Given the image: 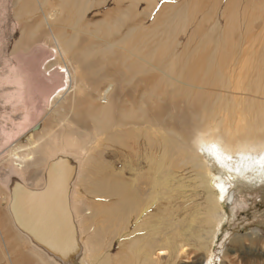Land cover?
<instances>
[{
    "label": "bare ground",
    "instance_id": "1",
    "mask_svg": "<svg viewBox=\"0 0 264 264\" xmlns=\"http://www.w3.org/2000/svg\"><path fill=\"white\" fill-rule=\"evenodd\" d=\"M236 1L224 2L225 5L228 3L229 6L227 5L226 10L229 9L230 13L225 11L220 14L224 27L221 31L223 33H220L217 41L210 33L216 22L207 26L206 15L205 18L201 17V22L199 21L195 30L192 29V33L191 30L188 31V34L189 32L192 34H190L191 38L199 36V41L192 50L193 53L186 48L190 44L186 40L182 44L174 42L176 46L171 47L172 50L168 49L166 53L164 52L163 57L160 54L158 58H154V52L157 49L154 46L159 41L153 43L150 39L152 35L149 36L150 38L146 35L152 32L159 36L161 32L162 34L167 32L170 17H167L162 10L147 27L135 18L136 15H132L131 19L127 17V20L120 24H124L122 32L117 34L116 31V34L110 35L111 33H107L110 32L108 30L114 31L117 26H120L109 24L119 16L121 7L119 8L118 3H115L114 9L102 11L101 16H98L99 10L92 21H87L82 16L80 20L74 21L71 15L68 17L69 14L68 18H59L60 11L48 12L46 6L41 5L42 21L40 20L41 25L37 28V31L40 30L39 34L36 33L37 35L32 36L28 33L24 34V32V35L22 34L20 37L18 46L27 45L29 47L33 40H44L51 47H56L60 56L63 57V54L66 53V56L69 55L68 63L72 70L70 69L71 73L67 74L72 82L70 89L73 92L69 98L65 99L70 103L59 107L62 115L57 114L61 117L62 123L66 121V124L55 128L54 122H46L44 126L49 128V134L43 143L39 147L34 146L31 152L23 155V158L18 157V160L22 164L30 160L33 161V158H37L38 153H42L43 149L56 158L57 156L67 157L75 165L76 182L79 183L84 194L86 193L92 199L90 204L86 203L89 205L86 209V205H83L85 208H82V205L79 206L76 202L72 204L69 196L73 231L77 239L80 227L76 221L84 210L90 212L89 217L85 216L87 217L85 222L90 221V224L88 223L85 227L84 221H82L86 246L79 244L81 255L78 264H82L83 261V247L90 252L94 264H175L183 254L187 253H185V244L187 245L191 239L202 240V223L196 218L187 220L189 215L191 217L193 214V210H189L192 207L187 208L189 213L183 216L184 206L189 201L183 199L182 191L185 188L183 179L185 178L175 175L176 171L181 172L183 169H189L195 173V176H202L197 170L199 165L192 160L188 151L183 150L189 132L195 134L197 138V134L203 133L197 130L198 128L191 131L190 120L197 114V118L201 120L207 130L221 128L223 130L221 134H224L227 140L233 144L244 140L245 135L241 134L246 132L243 124L246 122L245 118L248 116L251 118L262 117L264 113V89L261 90L264 84V47L262 46L263 49H260L263 45L260 36L252 34L254 26L248 28L249 31L245 36L236 39L238 42H243L239 48L240 51H237L236 46L232 45L231 50L224 49L222 52L219 50V56H216V52L219 51L214 50L212 54L215 56H211L213 50L210 48L211 43H219L220 39L223 42V39L226 38V26L233 22L232 8L237 3ZM192 2L195 3V8H197V2L200 6L207 7L211 4L210 7H212V3L207 0H192L193 7ZM245 2L246 0H243V3ZM94 4H98V0ZM69 5L71 6V3ZM64 8L66 7L64 6ZM100 8L102 7L96 9ZM210 9L212 10L213 7ZM129 13L132 14V12ZM211 14V19H216L217 15L214 12ZM227 18H230L228 22ZM96 21H100L98 28L104 30L101 31L102 37L85 32V29ZM144 21L147 23L146 20ZM43 26L47 28L44 29ZM259 28L264 30V27L260 26ZM47 34H49L48 38ZM175 36L177 35L175 34ZM154 37L153 40H156ZM102 45H104V49L100 48ZM106 50H113L112 54L115 55L112 61H105L104 57L106 58V56L103 57L105 53L112 56L110 55L111 51L107 53ZM85 54L93 55L88 57ZM247 54L253 55L256 61L252 59L239 61L240 56L245 57ZM37 55L44 57L45 52L39 51ZM19 56L17 54V59L20 58ZM171 56L172 61L169 60L170 62L164 63L160 60L170 59ZM257 57L260 60H257ZM184 61L188 63H183ZM245 62L251 65H245ZM30 63H26L22 59L18 60V70L16 71L20 70V73L16 84L18 85L17 96L26 110L25 115L34 124L45 112L50 96L56 90L66 87L67 83L63 72L55 70L46 77L43 72L45 69L42 70L43 62L42 64L34 62L32 65ZM161 68L173 75L172 80L168 81L169 90L165 91L164 89V92H158L159 96L152 94L155 97L152 96L155 102L148 101L147 94H151L148 91L153 90L156 81L162 82L160 80L164 79L162 75H158ZM240 74L245 76V88L242 91L240 88L236 90L234 86V83L240 81ZM257 78L261 79L257 80ZM197 80L200 81V85L198 84L200 88L192 87L191 83L190 86L188 85V81L196 84ZM233 80L235 81L232 82ZM217 91H221V95L225 99L219 98ZM241 92L243 93L241 94ZM160 97L161 101H159ZM202 108L204 110H201ZM261 112L262 115H260ZM101 113H104L105 116ZM97 119H103V121L98 122ZM58 123L61 124V122ZM178 141L184 142L178 144ZM195 141L193 140V142ZM245 141L248 139L242 143L244 144ZM202 142L203 140L197 141V145ZM212 150L215 156L220 159L222 153L220 147L214 143ZM71 155H74L76 159ZM37 159L25 163L26 169L36 167ZM14 166H17V170L19 169L18 165ZM14 166L11 169V174L9 173L13 176L17 175L14 173L16 168ZM9 176L5 175L7 179ZM21 176L16 177L22 181L24 187L28 188L26 181ZM7 179L0 181L3 186L6 185ZM200 181L202 182V180ZM207 183L205 188L207 189L208 205L205 204V206L212 208L211 194H215L217 200L224 201L229 194L230 185L227 180L221 178L218 181L209 180ZM70 186L72 188V183ZM6 188L7 185L4 189ZM98 198L100 199L96 200ZM9 202L10 198L6 202L7 207ZM197 221L199 222L197 223ZM202 222L203 224L212 222L210 210L207 212V218L205 217V221ZM130 224L133 225L132 230L129 229ZM14 225L20 231L15 220ZM202 233L205 234L203 231ZM89 234L92 236L90 237ZM25 236L29 239H27L28 244L31 243L39 251H42L39 252L40 255L43 254L45 258L51 260L52 264H61L57 258L38 248L39 245L29 235ZM118 236L117 253L114 256H108L109 249H107V257L101 254V250L104 248L106 250L110 241ZM0 238L3 242L1 245L3 250L0 249V264H9V262L11 264H33L24 252L15 250L22 246L15 247L14 243L12 246V243L7 242L2 230H0ZM115 241L117 240L115 239ZM15 243L17 242L15 241ZM34 256L36 255L34 254ZM37 260L39 263L42 261L41 258H37ZM86 264L88 263L86 262ZM251 264L258 263L251 262Z\"/></svg>",
    "mask_w": 264,
    "mask_h": 264
},
{
    "label": "rangeland",
    "instance_id": "2",
    "mask_svg": "<svg viewBox=\"0 0 264 264\" xmlns=\"http://www.w3.org/2000/svg\"><path fill=\"white\" fill-rule=\"evenodd\" d=\"M66 1L69 4L71 3V6ZM96 1L95 0H72V1L71 0H0V175H1L0 181L1 180L5 181L6 179L5 175L9 176L12 172L11 171L12 167L16 164L19 166V169L17 170V166H14L16 167L14 173L19 176L23 174L21 177L26 181L28 189H32V190L42 189L43 187L41 185L44 186L43 184L44 182L42 179L44 173L43 170L44 168H46L47 162L56 157H54V155L52 154L45 152V150L42 149L41 150L42 153L39 152L37 155L38 159L33 158V161L37 159L36 167H30L27 169L24 166V164L33 161L30 160L22 164L21 161L18 160V157L23 158V155L31 152L34 146L39 147L41 143H43L44 139L49 134V128L44 126L46 122L49 121L54 122L55 128L59 126H64L66 124V121L62 123V119L58 115H62V112L60 111L59 107L63 106L66 103H70L67 102L65 99L66 97L69 98L73 92V90L70 89L72 82L70 80V77H68L69 75L67 74V73L69 74L71 73L70 69L72 68L68 63L69 55L66 56L67 55L66 53L65 55L63 54V57L60 56L61 54L60 53L58 54V49L53 46L51 47V45H49L44 40H37V39L36 41L33 40L29 45V47L27 45H20V46L17 45V43L21 40L20 37L24 32H25L24 34L28 33L32 36H34L36 33L39 34L38 32H40V30L37 31V28L41 25L40 20L42 21L41 19L42 12L40 10L41 5L46 6L48 12H51L53 10L60 11L61 14L58 16L59 18L62 17L68 18L71 15V18L72 19L74 18L73 19L74 21L75 20L78 21V19L80 20L82 17H84L85 20L87 21H92V18L94 17V15L98 14L99 10L100 13L98 14V16H101L103 14L102 11L114 9L116 7L115 3H118L119 8L121 7L120 12L118 13L119 16L117 19L109 23L113 26H116V24L120 25L121 22L127 20V17L131 19L132 15H136L135 18L139 19L138 21L143 22V24L146 25L147 27L151 24L150 21H153L156 15L160 13V11L162 10L164 14L167 15V17H170L169 18L170 23L169 25H167L168 33L166 32L165 34H162L161 32L159 36L158 35L156 36L154 35V33L151 32L152 34L150 33L146 35L148 38H150L152 35L150 39L152 40L153 43H155V41L160 42V43L159 42L156 43V46H154V48L158 49V50L156 49V51L154 52V58H158L160 54H162L161 57H163L164 52L166 53L168 49L172 50L171 47L174 48L176 46L174 42H176V44L177 42L182 44L186 42V40L190 42L189 45L187 44L188 47L186 48L189 50V52L193 53L192 50L194 48V45L198 43L199 36L198 37L193 36L191 38L192 35L191 33L193 31L192 29L195 30L198 27L199 23L201 22V19L205 18L204 17L205 15L208 20V21L206 20L207 22L205 21V23H207L206 24L207 26H210L212 22H216L215 25H213L212 29L210 30V33L214 35L217 41L218 36L221 35L220 33H223L221 31L223 30L224 27V23L220 14L225 13V11H227V13H230L229 9L226 10L228 3L227 5H225L224 3L230 0H207L210 3H212V7H213L212 10L210 9L212 8L210 7L211 4L210 6L205 7L202 5L200 6L198 2L196 3L197 8H195L194 5L195 3L192 2V4L194 5L193 8L191 5L192 0H98V4H94L96 3ZM236 2L237 3L232 8L233 10L232 13L234 16L233 22L231 24H227L226 26V32H227L226 38L223 39L224 40L223 42L222 39H220L221 41L220 40L218 41L220 44L216 42V43H211L210 45L211 46L210 48L213 49L211 52V56L213 57L215 56L214 54H212L214 53L213 52L214 50L215 51L220 50L221 52L224 51V49L231 50L232 45L236 46L237 51H240L239 48L241 47V45H243V42H238V40L236 39L238 37L245 36L247 31H249V29L252 26H254L253 27L254 32L252 34L257 37L260 36L259 38L262 42L261 44H263L261 45L260 49H263L262 46L264 47V30H261L262 28H259L260 26L264 27V0H246L245 3H243V0H237ZM94 5L95 6L97 5L98 7H102V8L96 9L98 7H95ZM64 6L66 8H64ZM203 10L205 11V14ZM129 12H132V14ZM211 12L212 13L214 12L217 15L216 19L213 20L211 19V15H212ZM68 14L69 16L67 17ZM143 19L146 20L147 23ZM229 19L230 18H227V22L229 21ZM99 23L100 21L91 23L85 29V32L89 34L94 33L96 36L102 37L101 31L103 29L98 28ZM193 23L195 24L193 25ZM122 25L124 26V24ZM122 25L117 26L116 29H114V31L108 30L110 32L107 33H111L110 35H112L118 32L117 34H120L124 29ZM46 28L47 27H45L44 29ZM190 30L191 33L189 32L188 34V31ZM174 33L177 36H175ZM48 37L49 34H47V38ZM153 37L154 39L156 38V40H153ZM94 41L97 42V40ZM99 44L101 43L99 42ZM103 47L104 45L100 46V48ZM39 51L45 52V56L39 57L37 55ZM110 51L106 50L107 53H110ZM220 51L216 52V56L220 55ZM112 52L113 50L111 51L110 54L112 56H109V54L106 55V53L105 55H103V57L106 56V58L104 57L105 61L106 60L112 61V58L115 55L112 54ZM247 53L250 54L248 51ZM17 54L20 55L19 59H17ZM248 54L245 57L240 56L241 59L239 61H244L246 59L248 61H250L251 59L256 61V58L253 57V55H248ZM91 55L93 54H85V56L88 57H90ZM20 59H22L26 63L31 62L30 65H32L34 62L36 63L41 62V64L43 62L42 70L43 68L45 69V71L43 72L44 75L46 74V77L50 75L49 73L55 70H57L60 73L63 72L66 77L65 79L67 86L56 90L50 96L46 105L45 112L39 117L38 121L35 122L34 124L30 122L26 117L25 115L26 110L22 106L23 104L22 102L19 101V97L17 96L18 85L16 84V80L18 79L17 77L20 73V70L19 72L16 70H18L17 67L18 60ZM160 60L161 62L167 63L172 61V56L170 57V59L167 58L163 61L162 59ZM257 60H260V58H258ZM66 61L68 64L66 63ZM185 62L186 61H184L183 63ZM246 64L251 65L245 62V65ZM161 69H162L161 71L159 69L158 75L159 74L162 75L164 79L163 78H162L163 80L159 79L162 82L156 81L157 83L155 84L153 90L148 91V93L149 92L151 93L150 95L147 94L148 101L153 102L155 98L154 96H157V94L159 96V93L164 92L163 91L164 89L165 91L169 90L168 81L172 80L173 75L169 74L167 70H163V68ZM240 76H241L240 81H242V77H244L243 81L242 82L238 81L237 83H234V86L236 90L240 88V90L242 91L245 88L244 86L245 76L243 74H240ZM261 78H257V80ZM165 80L167 82H164ZM235 80H233L232 82H234ZM190 83L192 87L196 86L195 88L198 87L200 88L199 80L196 81V84L195 82L188 81L189 86ZM263 89H264V84L261 87V90ZM218 93H219V98L223 97L221 95V91ZM242 93L243 92H241V94ZM152 96L154 98H152ZM161 100L162 99L160 97L159 101ZM201 110H204V108H202ZM101 114L105 116L104 113ZM260 115H262V112L260 113ZM245 119L246 122H244L243 124L245 125L246 132L242 133L241 135H245L243 139L244 140L248 139V141H245L244 144L242 143L244 140H242V142L239 141L233 144L232 142L230 143L227 140V138L224 136V134H221L223 133V130L221 128H218L219 130L218 129L207 130V128L201 122V120L197 118V114L195 118H192L190 120L191 131L194 128H198L197 130L203 133L197 134L198 136L197 138L195 137V134L189 132L187 139H185L183 150L188 151L189 155L192 157V160L199 165L198 167L199 169L197 170L198 173L202 176H195V173L189 169H183V171L181 172L176 171L175 175L185 178L183 179V182L185 181L184 182L185 188L182 191L183 199L189 201L186 202L187 205L184 206L183 216L188 214L189 210H193L192 216L190 217L189 215L187 220L189 221L191 220V218L198 219L202 223V231L205 234H203L201 231L202 240L197 241V239L196 240L191 239L187 245L185 244L186 246V248L184 247L185 253L186 252L187 253L183 254L181 259L179 261H176L175 264H247V262L248 264H251V262L264 264V158H263L264 113L262 117L259 116L256 118H251V116L250 117L248 116V118ZM101 120L103 121V119H97L98 122H101ZM58 122H61V124H59ZM173 138L176 140L174 136ZM198 139L203 140V142L200 145H197V141H199ZM193 140L196 141L193 142ZM183 142L178 141V144H182ZM214 143L218 147H220L222 151L220 159H218L215 156L212 150V145ZM71 156L75 158L74 155ZM82 159L84 162L85 161L84 154L82 156ZM12 177L13 175H10L7 179V182H9L10 178ZM220 178L227 180L229 182L230 185L229 194L226 196L224 201H221V200H217L216 195L212 193L210 196L212 200V208H208V206H205V204L208 205L207 194H206L207 189L205 187H207L208 185L207 182L209 180L218 181V179ZM200 180H202L203 184ZM198 183L201 185L197 186L199 185ZM4 188L5 186H3V184H1L0 182V230L4 232V236L7 239V242L12 243V246L13 243L15 247L22 246V248H17L15 250L18 251L21 250L20 252H24V254H26L31 259L33 264H45V263L48 264L46 260L43 258V256L39 254V252L42 251H39L31 243L28 244L29 239L25 235H24L25 238L28 240L20 236L15 231L14 220L12 224L10 218L8 217L9 213L6 204L8 198H10L9 197L10 194L7 193L8 190ZM82 190L83 189L79 187V183L77 184L75 177L72 180V188L70 191L71 203L74 204L76 202L79 206L82 205L81 206L82 208L86 205V209H87L88 208L87 206H89L88 204H90L92 199H90L89 198L90 196H88L86 193L85 195ZM99 199L100 198L96 200ZM187 208H191V209L188 210ZM209 210L212 216V222L209 223L207 222L203 224L202 221H205V217L207 218V212ZM88 214H90V212L88 210L87 211L84 210L81 213L79 219L78 220L76 219L77 220L76 222L79 224L80 227L78 242L79 244L81 243L84 246H86V242L84 238L85 230L83 228L82 221H84L85 224L84 226L86 227L87 224L90 222V221L85 222L87 221L86 218L89 217ZM86 215L88 216L85 217ZM199 221H197V223ZM131 224L129 226V229L132 230L133 225ZM90 234L89 236L91 237L92 235ZM115 239L117 241H115ZM115 239L110 241L109 245L106 246V250L105 248L101 250L100 253L103 254L105 257H107L106 256L107 249H109L107 251L108 256H114L117 253V248L119 246L118 243L119 236L118 238L116 237ZM0 241H1L0 249H2L1 247V245L3 244L2 239ZM15 241L17 243H15ZM29 245L33 247H30ZM108 246H110V248H108ZM34 254L36 256H34ZM82 256H83L82 264H86V262L88 264H94L90 256V252H88L86 248L84 249V247L82 248ZM87 257H88V261H87ZM37 258H41L42 261L39 263ZM163 259L165 260L166 258ZM9 264L11 263L9 262Z\"/></svg>",
    "mask_w": 264,
    "mask_h": 264
},
{
    "label": "water",
    "instance_id": "3",
    "mask_svg": "<svg viewBox=\"0 0 264 264\" xmlns=\"http://www.w3.org/2000/svg\"><path fill=\"white\" fill-rule=\"evenodd\" d=\"M74 175L75 165L67 157L58 156L47 162L42 189L24 187L16 177L19 175L6 182L10 194L8 215L12 224L14 219L20 229L19 232L14 228L15 231L23 238L29 235L38 248L57 258L61 264H78L81 255L69 208ZM43 258L52 264L47 257Z\"/></svg>",
    "mask_w": 264,
    "mask_h": 264
}]
</instances>
